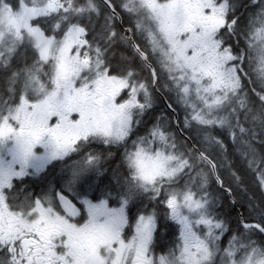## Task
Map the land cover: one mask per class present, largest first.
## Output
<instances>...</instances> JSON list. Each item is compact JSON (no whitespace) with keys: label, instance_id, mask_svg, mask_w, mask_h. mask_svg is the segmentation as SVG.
Here are the masks:
<instances>
[{"label":"snow or ice","instance_id":"6c2138e0","mask_svg":"<svg viewBox=\"0 0 264 264\" xmlns=\"http://www.w3.org/2000/svg\"><path fill=\"white\" fill-rule=\"evenodd\" d=\"M0 264H264V0H0Z\"/></svg>","mask_w":264,"mask_h":264}]
</instances>
